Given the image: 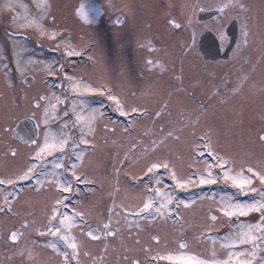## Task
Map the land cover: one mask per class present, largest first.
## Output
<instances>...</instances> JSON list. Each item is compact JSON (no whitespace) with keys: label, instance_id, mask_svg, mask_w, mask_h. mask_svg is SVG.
I'll list each match as a JSON object with an SVG mask.
<instances>
[{"label":"rangeland","instance_id":"rangeland-1","mask_svg":"<svg viewBox=\"0 0 264 264\" xmlns=\"http://www.w3.org/2000/svg\"><path fill=\"white\" fill-rule=\"evenodd\" d=\"M19 1L23 10L17 0L13 3L0 0V182L12 180V187H16L15 182L26 174L27 169L33 168L28 157L37 156L46 138L51 143L52 137L62 134L70 137L75 128L78 132L81 130L82 122H78V116H86L92 111L85 108L84 103L94 100L80 94L88 93L89 89H100L103 82L107 85L113 83L109 75L99 73L102 70L98 67L94 70L95 77L82 76L87 75L84 70L79 76L76 73L73 78L59 79L62 88H66V94L58 93L57 77L49 76L54 70L50 66L53 58L45 56L43 60L38 59L30 43L44 44L48 55V51L53 52L58 47L68 50L70 46L72 52H78L86 44L98 41L100 35L97 31L86 30L74 20L73 7L80 0H33L45 7L43 16L38 15L40 11H33L32 7ZM242 1L245 4L249 2L250 15L254 19L251 25L252 46L240 62L218 69V85L223 91L214 95L218 85L208 83L204 85L203 97L195 101L132 93L137 88L132 67L136 61L144 64L145 57L139 56L144 53L141 49L146 48L128 53L131 42H134L130 41L125 53L124 88L119 101L127 117L132 118L130 126H122L123 122L120 121L111 124L106 117L110 123L107 122L99 106L92 130H81L80 134L75 133L69 138L80 140L83 136L91 141L85 144L90 151L75 146L76 157H81L79 164L75 165L77 175L84 176V181L92 183V186L83 190L78 187L74 189L75 197L69 202L71 210L73 206L75 214L86 221L82 232L88 230L93 221L103 223L102 230L106 231V236L108 232H115V237H107L108 255L101 264H189L194 258L206 261L225 259L232 251L221 243L228 233L236 231L240 224L264 223L261 213L255 210L231 217L220 211L221 197L229 193L237 200H251L257 196L256 193L239 191L238 185L231 179H225V168L231 167L233 172L243 170L245 176H252L251 186L258 191L264 186L259 176L249 172L250 168H255L264 174V139L261 137L264 135V0ZM12 14L16 16L15 21L10 20ZM181 21L184 23L185 20ZM8 28H27L26 33L32 34V41H17L8 49ZM69 29L72 41L65 39L58 44L59 32ZM152 39L147 31L145 37L138 38V42L152 44ZM30 51L34 55H30ZM150 54L158 56L159 53ZM91 68L87 64L85 69ZM205 68L208 75L204 79L207 81L211 78V68ZM28 75L34 77L30 86L23 83ZM245 83L246 96L241 95L237 100L233 96ZM77 84L80 90L73 87ZM42 95L48 99L40 102ZM38 101L40 105L35 107L34 102ZM49 103L56 105L55 115L50 112L45 124L44 109ZM217 107L222 109L217 110ZM133 113L134 116H129ZM138 113L140 115L136 117ZM26 117H33L40 128L38 142L28 150L18 145L11 130L20 119ZM8 139L17 157H3ZM52 149H58L64 159L69 156L66 147L63 150L50 148L45 152ZM221 158H226L228 164L221 165ZM156 163L165 166L152 168ZM209 168L217 179L215 183L202 185L199 177L207 176ZM123 173L125 175L121 179ZM72 178L76 179V174ZM179 179H189L190 183L178 185ZM49 187H53L52 183ZM56 191L54 187L52 192H46L22 186L12 192L18 208L23 203L28 213H34L23 216L29 222L27 235H34L32 227H42L53 213V203L62 199ZM168 194L171 201L167 207L173 211L156 213L155 207L143 209L149 196L153 199V205L158 206ZM213 216L216 218L213 219ZM0 226L3 227V222ZM83 235L72 233L77 246L82 245L87 249L88 243ZM254 243L257 245L254 249L252 243L235 247L237 250L248 249L243 255L251 259V264H264V240ZM94 256L99 258L100 255ZM68 257L72 264L89 263L84 255ZM37 261L38 264H63L60 258L51 259V255H43ZM230 264H238V260H231Z\"/></svg>","mask_w":264,"mask_h":264},{"label":"flooded vegetation","instance_id":"flooded-vegetation-1","mask_svg":"<svg viewBox=\"0 0 264 264\" xmlns=\"http://www.w3.org/2000/svg\"><path fill=\"white\" fill-rule=\"evenodd\" d=\"M10 1L13 3L14 0ZM21 1L32 7L33 11L34 9L40 11L38 15L43 16L44 6L41 7L33 0ZM17 2L23 10L21 2L19 0ZM250 12L249 2L245 4L242 0H80L76 7H73V18L78 24L87 28L86 30L97 31L100 35L98 41L86 44L78 52H72L70 46L68 50L58 47L53 52L48 51L50 53L48 55L44 44L30 43L32 34L26 33L27 28L19 30L8 28L9 37L6 45L9 49L17 41H29L38 59L43 60L45 56L53 58V64L51 63L50 66H53L54 70L49 76L57 77L59 83L57 91L62 94H66V88H62L59 79L64 81L67 78H73L76 73L79 76L84 70L87 71V75L82 76L95 77L94 70L100 67L102 71L99 70V73H102V76L109 75L113 83L107 85L103 82L100 89H89L88 93L79 94L87 96V99H93L92 105L101 106L102 113L109 117L111 124L119 121L122 123L119 115L124 108L119 101L122 99L121 94L124 88L125 53L130 47V41L134 42H131L128 53L142 47L146 48V50L141 49L144 53L139 56L145 57L144 64L141 65V62L136 61V65L132 67L136 75L135 81L137 80V84L135 83L137 88L132 93L162 99L174 97L195 101L203 97L204 85L208 83L218 85L220 67L240 62L246 57L244 53L252 46L251 25L254 19ZM10 20L15 21L16 16L12 14ZM181 20H185L184 23H181ZM70 29L59 32V39L56 41L58 44L65 39L72 41ZM147 31L153 37V43H139L138 38L145 37ZM67 32L68 34H65ZM34 34L38 33L34 32ZM204 36H208V40L201 46ZM155 52L159 53L158 56L150 54ZM28 53L34 55L31 51ZM161 57L165 59L161 60ZM87 64L92 66L90 70L85 69ZM205 67L211 68V78L207 81L204 79L208 75ZM60 76L61 78H58ZM221 91L223 88L218 85L213 94L217 95ZM246 92L245 83L232 96L239 100ZM113 96L116 100L111 99ZM34 103L37 107L40 105L39 102ZM221 109L217 107V110ZM210 110L211 108L208 109V114ZM256 113L254 114L257 116ZM110 130L113 129L110 127ZM16 142L27 150L32 147ZM5 143L3 157L7 158L6 155L17 157L16 152L12 150L10 139ZM58 152V150L53 151L41 158L29 155L28 160L34 165L33 171L28 173L27 169L28 180L23 178L16 181V188L5 180L0 182V223L3 222V227L0 226V264H28L29 262L38 264L37 260L43 255H51V259L60 258L63 264H72L68 255H84L89 260L88 264H101L108 255L107 237H115V232H108L106 236V231L102 230L103 223L93 221L88 226V230L82 232L86 221L81 216L76 217L79 224L71 231V235L74 232L84 233L82 237L88 243L87 249L79 245L76 250H73L70 242L65 241L59 233L53 235L49 231V229L61 227V232H68L61 226L60 220L64 213L71 211L69 201L75 194L73 184L80 190L87 186L83 179L79 178L78 182H75L70 175V165L79 164L81 159L78 160L77 157L69 155V160L62 162L63 167L56 169L53 161ZM50 183L62 197L59 203H53L55 215L50 214L42 227H32L34 235H27L29 222L23 216L25 213L30 215L34 213L32 214L33 211L28 213L23 203L18 208L13 200L12 192L22 186H29L34 191L43 189L46 192H52L53 187H49ZM69 185L71 188L68 190ZM89 231L93 233L92 236L88 235ZM13 232L19 236L16 241L11 240ZM52 244H56V248H53ZM92 255L100 256L93 258Z\"/></svg>","mask_w":264,"mask_h":264},{"label":"snow or ice","instance_id":"snow-or-ice-1","mask_svg":"<svg viewBox=\"0 0 264 264\" xmlns=\"http://www.w3.org/2000/svg\"><path fill=\"white\" fill-rule=\"evenodd\" d=\"M46 2V0H45ZM243 7V5H241ZM175 23V21H173ZM55 35V33H53ZM76 90H80L79 84L73 85ZM42 99H48L47 97H43ZM111 99L116 100V97L113 96ZM55 108L56 105L49 103L45 109V121L44 123H48V116L51 112L53 115H55ZM133 111H136V109H133ZM96 111L93 109L92 111L88 112L86 116L84 114H80L78 116V122L81 123V130L82 131H91L93 127V121L95 119ZM68 135H60L52 137L51 143L49 142L48 138L45 139V142L42 147L39 148V151L36 153L38 157L41 156L42 153H44L46 150L50 148H60L63 150L68 145L69 140ZM83 141V143L88 144L91 141L88 139H85L83 136L79 138ZM262 139H264V136H262ZM32 143H36L35 140L31 141ZM73 147L76 146L77 142L74 140L72 142ZM219 163L221 165L228 164V160L226 158H221ZM162 165L160 163H156L152 165V168H160ZM60 167H63V164L60 165ZM152 168H149V171H152ZM33 171L32 168H29L27 170L28 173H31ZM249 172H254L256 176L260 177L261 181H264V174H262L259 171H256L255 168H250ZM26 175H23L19 177L20 179L26 178ZM224 178L225 179H231L232 182L236 185H238V190L242 192H252L256 193V198H253L251 200H237L231 193H229L226 197H221L220 200V211L224 212L227 216H236V215H246L252 210H255L257 212L261 213V221H264V186L261 187V190L258 191L256 187L251 186L252 185V176H245L243 170L239 172H233L231 167L224 169ZM217 177L212 173L211 168L208 170L207 176L201 175L199 177V183L200 184H208V183H215ZM12 180H8L7 183H12ZM190 183L189 179H179L177 180L178 185H184ZM159 192V189L156 190ZM171 201V195L168 194L164 196L163 199H161L160 204L158 206L153 205V199L151 196H149L147 203L143 205V209H149L152 207H155L156 213H163L165 210L167 212L173 211V209L168 208L167 205ZM59 203V201L57 202ZM185 203H189L188 201H185ZM142 209V210H143ZM75 212V210H73ZM53 215H55V210L53 212ZM80 215H83L81 213ZM216 217L213 216V219ZM76 222L75 216H68L67 214H64L61 217L60 224L63 228L68 229L69 231L67 233L61 232V227H56L54 229H49V231L52 232L53 235L60 234L61 237L65 240L70 242V246L73 248V250L77 249V241L74 236L71 235L70 229L72 228L73 224ZM89 236H92L93 233L89 231ZM19 239V236L16 232H13L11 234V240L16 241ZM257 240H264V223H257V224H240L237 225V230L231 233H228L224 240L221 242L226 247L232 249V251L228 254V257L225 259H219V260H212V261H206V260H200L198 258L192 259L189 264H230L231 260H238V264H251V259L247 256H244L243 253H246L248 251L247 248L237 250L235 246L242 245L245 243H252L253 249L257 246L256 243H254ZM53 248H56V244H52ZM59 251V249H57ZM255 253H253V256ZM67 258V256H66Z\"/></svg>","mask_w":264,"mask_h":264},{"label":"water","instance_id":"water-1","mask_svg":"<svg viewBox=\"0 0 264 264\" xmlns=\"http://www.w3.org/2000/svg\"><path fill=\"white\" fill-rule=\"evenodd\" d=\"M208 40V36H204L201 42V46ZM33 81L32 77H27L24 81L26 85H30ZM39 128L37 123L32 118H26L19 121L16 126L13 128L14 137L26 144H33L31 141L37 139Z\"/></svg>","mask_w":264,"mask_h":264},{"label":"bare ground","instance_id":"bare-ground-1","mask_svg":"<svg viewBox=\"0 0 264 264\" xmlns=\"http://www.w3.org/2000/svg\"><path fill=\"white\" fill-rule=\"evenodd\" d=\"M68 216H73V215H72V214H68ZM76 224H77V223L75 222V223L73 224L72 228H74ZM72 228H71V229H72ZM71 229H70V230H71Z\"/></svg>","mask_w":264,"mask_h":264}]
</instances>
